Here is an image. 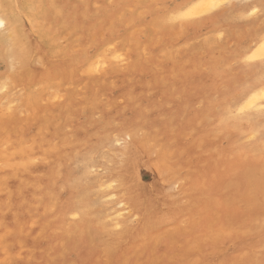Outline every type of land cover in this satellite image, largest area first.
<instances>
[{"label":"bare ground","instance_id":"bare-ground-1","mask_svg":"<svg viewBox=\"0 0 264 264\" xmlns=\"http://www.w3.org/2000/svg\"><path fill=\"white\" fill-rule=\"evenodd\" d=\"M19 1L0 0V15L8 20V30L17 41L13 49L18 68L17 80L22 83L30 82L34 77L49 80L54 73L35 67L38 61L40 66L50 69L46 68L44 49L47 45L33 46L25 34L16 30L17 21L10 18L14 4ZM155 1V7L147 8L146 1L139 0L138 4L144 6L143 17L153 21L155 31L167 30L171 34L168 26L161 23L172 20L169 17L171 12L163 10L167 0ZM199 1L200 5L195 8V3ZM209 1L176 0L173 11L177 18H190L200 9L207 12L213 6L216 8L217 0ZM254 2L264 5V0ZM125 3L124 0L117 1L113 11L105 10L103 6L96 9L102 11L97 29L82 26L84 30L77 32L74 38L76 51L64 52L69 69L88 60L82 58L86 55L83 54L85 49L80 48L83 36L92 37L88 43V47L92 48L89 54L97 57L88 63V72L97 73L106 67L107 61L99 59L96 54L100 44L97 42L114 34L124 21L138 24L133 23L134 17L123 16ZM85 6L73 5L66 11L58 7L52 12L54 16H60L61 21L67 17L72 18L74 23L94 21L98 16L88 17L84 12ZM217 18L190 23L186 28L187 35L198 30V26L212 24ZM106 23H109L108 27L100 36L97 32ZM60 31L65 33L67 29L62 26ZM47 34L52 41L57 35L56 32ZM5 40L6 36L0 35V53ZM258 41H261V47L257 52L264 56L263 37H258ZM66 62L65 58V62L58 65L63 66ZM239 67L252 75L251 85L241 83L240 88H233L238 78L234 83L229 81L222 85L218 95V92H213L215 83L209 84L208 96L190 92L193 72L183 76L180 71L171 93L162 90L158 102L151 103V114L154 115L140 113L149 136L145 141L133 140L129 144L128 162L125 169H121L123 176L115 179L112 178L116 175L113 173L111 179L98 185L101 197L108 203H112L115 194L112 182L119 183L122 194L113 201V206L105 208L95 217L90 212L88 194L76 192L68 184L69 173L64 177V174L56 173L54 167H48L42 176L37 177L34 175L37 170L28 166L22 169L24 163L28 164V156L18 149L16 139L12 140L16 150L11 153L7 168L0 171V264H100L98 259L102 254L108 259V264H264V133L262 138L258 136L264 129V61L252 65L239 63ZM5 69L0 57V78ZM140 75L138 85L143 78L144 86L156 88V77L151 79L150 74L146 76L143 71ZM228 91L235 93L236 99L232 103L226 100ZM189 92L200 97L206 114L193 116L182 123L181 133L190 135L192 141L184 143L182 149H174L172 147L180 137L173 130L179 114L176 104L180 103L182 96L191 97ZM142 96V93H137L135 101L141 103L139 98ZM173 96L176 98L173 100L176 102L174 107L164 109L165 98ZM137 114L134 111L129 122L135 121ZM69 115L70 112L57 111L35 117L32 138L39 141V146L34 152L42 150L52 160L62 156L57 148L50 147L39 138L43 132L46 136L59 133L60 126L51 124V119L56 116L64 119ZM211 120L215 126L205 132V124ZM241 123L244 143L235 140V137L238 138L236 126ZM12 127L20 129L25 126ZM9 128L10 124L5 126L0 120V137L10 135ZM82 137L79 135L80 139ZM226 137L235 138L228 143L230 147L217 145L215 160L214 157L208 158L207 154L203 167L197 168L200 146ZM150 140L157 142L160 149L154 158L150 156ZM165 150L172 152L168 156ZM180 167L186 168L185 178L180 176ZM60 179H63L66 188L63 197L57 192L56 183ZM181 179H184L183 184L173 189V184ZM184 198L187 200L182 203L180 200ZM52 207L55 208L53 212L50 211ZM127 211V217H136L135 225L127 217L122 218L123 212ZM67 220L73 222L72 227L66 225ZM182 223L185 227H180ZM108 226H123L124 232L112 239L110 245L107 243ZM168 227H172L174 232L163 234L161 231ZM179 237L185 240L181 247L176 246Z\"/></svg>","mask_w":264,"mask_h":264},{"label":"rangeland","instance_id":"rangeland-1","mask_svg":"<svg viewBox=\"0 0 264 264\" xmlns=\"http://www.w3.org/2000/svg\"><path fill=\"white\" fill-rule=\"evenodd\" d=\"M117 1L119 0H21L14 4L10 18L17 21L15 28L18 33L25 34L33 46L47 45L43 49L46 52V68L50 69L40 66L38 61L35 67L54 73L49 80H37L34 77L33 81L27 83L17 80L18 68L13 54L17 41L8 30V20L0 15L4 22L0 27V35L6 36L0 53L6 68L0 78V120L5 126L10 124L11 132L8 136L0 137V155H2L0 171L6 169L10 163L11 153L16 150L12 140L16 139L18 149L28 156V164L24 163L22 169L28 166L37 170L34 173L37 177L42 176L44 169L48 167H54V171L64 174V177H67L69 173L68 184L75 188L76 192L83 191L88 194L90 212L94 217L105 208L113 206V201L120 198L122 194L119 192V183L112 182L115 194L111 199L112 203H108L101 197L98 185L111 179L113 173L116 174L112 177L115 179L123 176L122 170L128 162L129 144L133 140L145 141L149 136L148 128L144 126L141 115H154L151 114V103L158 102L162 90L171 93L178 82L177 76H180V71L183 76L193 72V77L190 79L192 81L190 92L208 96L210 93L208 85L215 83L213 92L215 94L218 92L219 95L222 85L229 81L234 83L238 78L233 88H240L241 83L251 85L252 75L248 74L247 70L241 69L239 63L252 65L264 61V56L258 54L261 47L258 37H263L264 40V5L255 3L254 0H217L216 8L213 6V9L207 12L200 9L190 18H177L173 11L176 0H167L163 10L171 12L169 17L172 20L161 23L168 26L171 34H168L167 30L160 32L154 30L156 25L143 17L144 6L138 4L139 0H124L126 3L123 16L134 17L133 23L138 24L131 25V22L124 21L114 34L97 42L100 44L96 54L99 59L104 58L107 61L106 67L97 73L88 72V63L97 57L89 54L92 48L88 47V43L92 37L83 36V45L80 48L85 49L83 54L86 55L82 58H88V60L69 69L68 57H65L64 52L76 51L74 38L77 32L84 30L82 26L96 30L102 15V11L96 9L103 6L105 10L113 11ZM145 1L148 4L147 8L155 7V0ZM200 3V1L196 2L195 8ZM73 5L78 7L87 5L84 7L85 14L88 17L94 14L98 17L94 21L74 23L72 18L67 17L65 21H61L60 16L53 15L52 9L61 7L66 11ZM215 16L218 18L212 24L198 26V30H193L187 35L186 28L190 23H198ZM86 22L88 23L83 25ZM108 24L102 25L97 34L104 35L103 31L107 29ZM62 26L67 29L65 33L60 31ZM55 28L59 30L56 31ZM49 32L57 33L53 41L47 34ZM94 35L96 36L95 33ZM65 58L66 64L59 66L58 64L65 62ZM146 70L150 72L151 79L156 77L158 81L155 89L148 85L145 87L143 78L141 85L137 83V80L141 78L140 71L146 72V76L149 75ZM57 71L60 74L59 77L56 74ZM137 93L143 94L139 98L141 103L135 101ZM227 94L226 100L234 102L235 93L228 91ZM185 96L181 97L178 104L173 101L176 100L175 96L166 97L163 106L167 109L173 108V104H176L179 108V114L176 117L177 125L173 130L180 137L174 143L172 147L174 149H182L184 143L189 144L192 141L190 135L181 133L182 123L193 116L202 117L206 114L200 97L192 95L186 98ZM57 111L70 112V115L64 119H60V116L51 119L53 120L51 124L60 126L59 133L46 136L47 134L43 132L42 137L39 138L50 147L57 148L62 154L60 158L52 160L42 150L40 153L34 152L36 146H39V141L32 138L36 126L32 122L39 114L43 116ZM134 111L138 113L137 119L129 122ZM178 124L181 125L178 126ZM12 125L25 127L18 129ZM213 126L215 124L212 120L208 121L204 127L205 132H209ZM241 126L242 123L236 126L238 129L236 139L226 137L214 143L202 144L197 150V168L203 167L207 154H209L208 158L214 157L215 160L218 152L217 145L224 148L230 147L231 144L228 143L234 139L244 143L246 140L243 136L241 137L244 134ZM263 133L264 129L258 136L262 138ZM79 135L83 137L80 139ZM149 143L151 144L150 156L154 158L160 149L157 142L150 140ZM165 151L168 156L172 152ZM87 167H90L88 171H86ZM186 172V168L180 167L181 177L185 178ZM23 174L26 175L24 171ZM183 181L184 179H181L174 183L173 189L179 188ZM56 186L57 192L63 197L64 189L66 190L63 179H60ZM186 200L184 198L180 201L185 203ZM50 211H55V208L52 207ZM128 214V211L123 212L122 218L124 219ZM127 219L135 225L136 217H127ZM72 223L71 220L66 221L69 227L73 226ZM180 227H185V224L182 223ZM107 229L108 245L112 244V239L124 234L123 226L118 228L108 226ZM161 232L171 235L174 229L168 227ZM184 244V238L179 237L176 246L181 247ZM98 261L100 264H108L104 254L100 255Z\"/></svg>","mask_w":264,"mask_h":264},{"label":"snow or ice","instance_id":"snow-or-ice-1","mask_svg":"<svg viewBox=\"0 0 264 264\" xmlns=\"http://www.w3.org/2000/svg\"><path fill=\"white\" fill-rule=\"evenodd\" d=\"M4 24L3 20H0V27H2Z\"/></svg>","mask_w":264,"mask_h":264}]
</instances>
